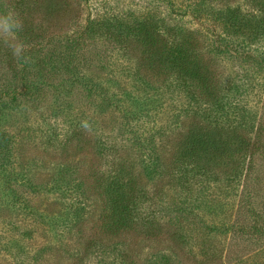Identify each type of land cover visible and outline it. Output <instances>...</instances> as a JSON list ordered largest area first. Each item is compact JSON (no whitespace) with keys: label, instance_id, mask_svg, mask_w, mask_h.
<instances>
[{"label":"rangeland","instance_id":"1","mask_svg":"<svg viewBox=\"0 0 264 264\" xmlns=\"http://www.w3.org/2000/svg\"><path fill=\"white\" fill-rule=\"evenodd\" d=\"M49 1L18 7L17 0H0V50L19 56L0 58V92H19L16 101L6 100L11 108L0 123L15 141L7 160L11 173L0 177V264H264V131L238 175L230 165L182 186L164 165L155 180L145 178L142 215L160 226L157 235L108 234L101 184L113 157L137 165L144 148L136 139L156 137L170 159L173 144L194 122L177 101L158 111L152 104L150 116L137 120L120 105L101 111L103 98L87 85L88 78L104 81L123 109L132 108L130 97L144 98L133 57L88 30L107 15L147 14L153 0H54V7ZM36 9L42 11H29ZM30 30L58 37L40 53L19 55L18 35ZM217 60L226 83L234 78L253 87L247 106L264 129V65ZM112 242L120 243L125 261L105 250Z\"/></svg>","mask_w":264,"mask_h":264},{"label":"trees","instance_id":"2","mask_svg":"<svg viewBox=\"0 0 264 264\" xmlns=\"http://www.w3.org/2000/svg\"><path fill=\"white\" fill-rule=\"evenodd\" d=\"M153 1L147 14L138 17L125 15V18L107 15L93 20L88 30V36H102L118 42L121 52L133 57L137 65L133 77L140 81L139 87L145 89L144 100L130 97L132 108L123 109L119 104L120 95L104 81L88 78L87 85L103 98V104L98 106L101 111L120 105V111L135 119L138 115L149 117L152 104L151 111H158L168 101H177L182 112L194 123L183 139L173 144L171 160L160 150L156 137L146 141L136 139L144 148L137 165L120 154L113 157L114 162L102 176L101 184L105 204L103 220L111 237L133 230L148 238L159 233L160 226L142 215L144 202L148 200L142 181L145 178L155 180L157 174H163L162 166H170L182 186L189 185L191 178L205 177L206 173L215 175L218 169H227L230 165L238 175L242 161L245 163L247 157L252 158L264 131L257 122L253 107L247 106V98L253 93L249 88L253 87L245 80L234 78L226 83L215 66L217 59H255L264 65V51H261L264 45V0ZM26 2L17 0V5L25 7ZM49 2L51 7L59 5L54 0ZM36 3L37 0H31V5ZM29 11L34 15L42 10ZM57 37L46 30L41 34L38 30L19 33L23 47L19 55L27 57L40 53L43 46H48ZM132 46L141 48V51L135 54ZM11 53H2L4 56L0 58L13 61L17 54L14 49ZM18 95L19 92L11 95L0 92V123L5 111L11 108L6 100L16 101ZM14 144L10 132L0 124V159L4 158L0 161V177L4 179L11 173L7 160L10 161ZM66 173V170L61 171L62 180H65ZM76 217H80L79 214ZM58 237L63 238L62 234ZM105 250L120 262L125 261L120 243H109ZM101 263L104 264L103 259Z\"/></svg>","mask_w":264,"mask_h":264}]
</instances>
